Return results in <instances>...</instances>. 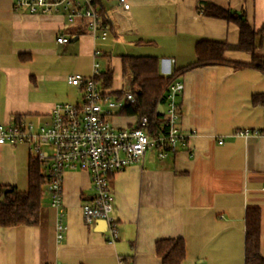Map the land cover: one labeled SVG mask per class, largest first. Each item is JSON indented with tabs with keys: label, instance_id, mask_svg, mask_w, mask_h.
<instances>
[{
	"label": "crops",
	"instance_id": "obj_1",
	"mask_svg": "<svg viewBox=\"0 0 264 264\" xmlns=\"http://www.w3.org/2000/svg\"><path fill=\"white\" fill-rule=\"evenodd\" d=\"M100 1L110 20L106 38L93 36L85 21L32 14L16 10L14 0H0V124H14L17 115L49 121L56 103L71 102L72 88V103L80 102L83 91L68 77H88L95 59L101 71L112 68V85L103 88L114 93L130 87L124 55L156 56L160 75L170 76L195 61L199 40L237 44L238 26L202 13L206 3L243 15L259 32L256 54L264 55V0H126L128 10L120 0ZM61 34L70 41L59 43ZM225 57L248 63L252 53L228 50ZM178 80L184 83L178 125L188 142L163 158L148 149L141 163L112 176L117 239L107 242L96 223H85L82 203L93 193L89 174L68 170L65 238L57 240L59 211L46 192L39 224L0 225V264H163L156 244L175 238L185 241L181 264H245L249 207L260 211L264 256V104L252 102L253 94L264 92V73L209 65ZM118 112L111 118L116 127H132L138 119ZM246 129L256 133H240ZM32 155L25 141L0 144V186L27 191Z\"/></svg>",
	"mask_w": 264,
	"mask_h": 264
},
{
	"label": "built area",
	"instance_id": "obj_2",
	"mask_svg": "<svg viewBox=\"0 0 264 264\" xmlns=\"http://www.w3.org/2000/svg\"><path fill=\"white\" fill-rule=\"evenodd\" d=\"M120 2L123 9L130 8L126 0ZM13 5L16 10L32 14L61 13L69 23L85 21L88 31L95 37L106 38L108 35V26L102 22L101 9L93 0H14ZM57 41L67 43L70 37L61 34ZM99 53L96 50L94 56L97 57ZM100 73L101 65L95 59L88 77L82 74L69 76L70 84L83 91L82 100L78 103H56L49 121L39 124L34 121L0 124V144L25 141L30 144L33 155L46 166L50 177L47 192L59 211L56 224L58 242L65 238L67 229L62 202L66 171L80 170L89 174L93 193L90 199L82 203L83 219L90 226L98 220H106L104 239L113 243L118 232L112 215V176L129 165L141 163L151 147L163 158L188 142V134L178 125L180 112L177 97L184 90L182 81H176L166 95L164 113L167 115L165 124L169 127L168 133L152 136L147 117L138 118L132 127H116L112 123L111 118L118 110L127 102L133 103L135 97L130 87L122 98L113 96L99 83ZM240 133L248 135L256 132L246 129Z\"/></svg>",
	"mask_w": 264,
	"mask_h": 264
},
{
	"label": "trees",
	"instance_id": "obj_3",
	"mask_svg": "<svg viewBox=\"0 0 264 264\" xmlns=\"http://www.w3.org/2000/svg\"><path fill=\"white\" fill-rule=\"evenodd\" d=\"M93 3L101 8L102 22L110 23L106 11L101 7V1L93 0ZM201 11L205 15L224 18L235 23L240 32L238 43L232 45L219 40H199L195 45V61L175 70L170 76L160 75L159 59L156 56H123V76L130 82L129 90L133 93L135 101L127 102L118 113L119 115H137L139 119L147 117L152 136L168 133L169 127L165 124L167 115L159 112V105L166 106V95L170 87L185 71L209 65H228L236 69L250 67L264 73V55L256 54L259 47V32L243 15H235L229 9L213 3L204 4ZM228 50L250 52L252 59L248 63L229 60L225 57V52ZM99 80L102 87H111L112 68L107 67L101 71ZM124 93V90H120L112 94L117 98H122ZM252 102L264 104V92L253 94ZM24 121V116L17 115L14 124ZM49 178L44 162L32 155L29 162L27 191H20L14 186H0V198L4 195V200H0V225L10 227L39 224L40 209L47 192ZM245 225V264H264V256L261 253L259 208L249 207L247 209ZM156 250L163 264H181L186 256L183 238L161 239L156 244Z\"/></svg>",
	"mask_w": 264,
	"mask_h": 264
},
{
	"label": "water",
	"instance_id": "obj_4",
	"mask_svg": "<svg viewBox=\"0 0 264 264\" xmlns=\"http://www.w3.org/2000/svg\"><path fill=\"white\" fill-rule=\"evenodd\" d=\"M159 112H160V113H164V107H163L162 104L159 105ZM5 191H7V190H5ZM0 200H1V201L4 200V195L1 196ZM96 229H98V230H100V231H106V230H107V222H106V220H103V219L98 220V221L96 222Z\"/></svg>",
	"mask_w": 264,
	"mask_h": 264
},
{
	"label": "rangeland",
	"instance_id": "obj_5",
	"mask_svg": "<svg viewBox=\"0 0 264 264\" xmlns=\"http://www.w3.org/2000/svg\"><path fill=\"white\" fill-rule=\"evenodd\" d=\"M69 95H70L69 101L73 102V101L76 100L77 91H76L74 88H72V89L70 90V94H69ZM149 149L154 150L153 147H151V148H149Z\"/></svg>",
	"mask_w": 264,
	"mask_h": 264
}]
</instances>
